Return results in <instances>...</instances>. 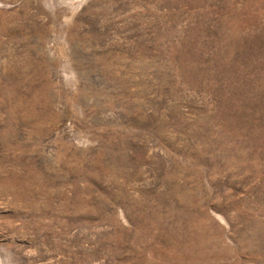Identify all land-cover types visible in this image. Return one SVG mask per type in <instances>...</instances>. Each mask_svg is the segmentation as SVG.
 Here are the masks:
<instances>
[{"label": "rangeland", "instance_id": "rangeland-1", "mask_svg": "<svg viewBox=\"0 0 264 264\" xmlns=\"http://www.w3.org/2000/svg\"><path fill=\"white\" fill-rule=\"evenodd\" d=\"M0 264H264V0H0Z\"/></svg>", "mask_w": 264, "mask_h": 264}]
</instances>
